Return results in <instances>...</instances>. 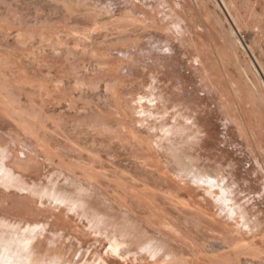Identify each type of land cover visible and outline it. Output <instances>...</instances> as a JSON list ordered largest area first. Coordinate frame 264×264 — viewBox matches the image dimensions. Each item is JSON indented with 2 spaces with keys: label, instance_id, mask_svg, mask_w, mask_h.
Wrapping results in <instances>:
<instances>
[{
  "label": "rangeland",
  "instance_id": "1",
  "mask_svg": "<svg viewBox=\"0 0 264 264\" xmlns=\"http://www.w3.org/2000/svg\"><path fill=\"white\" fill-rule=\"evenodd\" d=\"M221 1L0 0V101L13 91L14 98L32 107L19 82L29 86L49 76L62 78L56 72H63L60 61L65 67L71 60L78 64L84 79L99 76L96 89L84 86L75 99L46 98L42 110L38 106L34 116H26V131L0 103V130L15 139L9 143L20 158L11 155L15 173L30 185L50 178L83 181L115 211L166 238L181 264H218L205 253L223 237L239 239L217 213L215 190L175 176L153 119L165 88L189 102L206 130L202 158L231 162L238 188L251 193L249 205L264 212V0H223L226 10ZM67 48L76 49L75 55L62 58ZM40 50L48 56H39ZM28 51L38 55V63L30 61ZM40 61L48 62L51 73ZM70 69L61 75H71L74 82ZM31 195L0 185V220L12 229H36L49 252L61 249V264H154L114 251L84 218ZM231 258L225 263L232 264ZM238 258L250 264L248 253Z\"/></svg>",
  "mask_w": 264,
  "mask_h": 264
},
{
  "label": "bare ground",
  "instance_id": "2",
  "mask_svg": "<svg viewBox=\"0 0 264 264\" xmlns=\"http://www.w3.org/2000/svg\"><path fill=\"white\" fill-rule=\"evenodd\" d=\"M222 2L223 0L219 2V4L221 8L226 10L225 9L226 4L225 2L224 4H222ZM226 8L229 7L226 6ZM229 13L227 12L226 14L230 15ZM130 16L131 15H129L128 17ZM230 20L232 21L233 19L231 18ZM96 22L98 21L96 20ZM233 22L234 21H232L231 23ZM32 30L34 31V29ZM40 31H42L40 32L42 35L43 33L48 34L47 32H43V29L42 30L40 29ZM49 34L44 36L50 37ZM49 37L46 39L49 40ZM28 38H26V40L27 39L31 40L32 37L30 36ZM21 40H23L22 37ZM47 40L44 41L48 42ZM54 44L57 43L54 42ZM54 49L56 48H53V50ZM68 50L69 49L67 48V50L65 51L66 55H64L63 53L62 56L61 53L64 51H62L58 55L60 57L62 56V58L65 56H67L66 58H68L69 55L73 57V55H75L76 49L72 51L71 50L68 51ZM58 51L60 52V49L57 50L56 52ZM92 52L96 54L94 50H92ZM29 53H31V51L30 52L28 51L26 54L30 55ZM45 53H46L45 56H48L47 55L48 52L46 50H40L38 54L39 56H42ZM93 53L91 54L93 55ZM54 55L56 56V53ZM45 56L42 57L44 58ZM93 56L95 58H98L95 55ZM29 57L31 58L30 61L32 62L37 61L38 63V55L36 56V53L33 54L32 52V54ZM42 57H40V59ZM68 60L66 59V61ZM43 61H40L39 63L42 64ZM47 61L49 62V60ZM47 61H45V63ZM63 62L60 61V63L63 64L62 67L66 69L68 67V66L65 67L67 63L65 62L63 63ZM69 62L71 63L70 66L73 65L72 68L70 66L68 67V70L70 68H71L70 70H72L69 71V73L73 72V76H76L74 78L75 79L74 82H70L71 75L66 78V74L69 75L67 73L68 70L64 71L65 69L60 67L61 64L59 65L58 62H57L58 63L57 66L59 67V70L61 68L63 72H66V74L64 73L65 78L63 77L64 75H61L63 72L60 70L61 71L60 74L58 69L56 72H58L60 76L58 73L57 75L58 77H62V78L55 79V77L49 76L50 79H52L51 77H53L52 79L53 81L52 80L48 81L49 80L48 76L44 75L45 76L43 78L44 81H46L45 80L46 77L48 78V80L46 81L47 83L36 81L40 83L35 84L36 83L35 80L33 79L35 83H32L31 82L32 79H31L30 81L32 83L31 85L29 86L25 84L21 85L24 82L23 83L19 82L20 80H18L17 77V80L20 84L17 81L14 82L13 84H17V83L19 84L18 85L19 87L17 88L20 91V94L25 93L31 99L33 106L25 107L20 102L19 99L14 98L18 96H13L14 92L12 91L11 93L8 94V100L5 99V97L1 96L2 100L0 101V103L3 105V110H4L2 112L3 113L5 112L6 115L9 114L8 116L9 117L11 116L10 118L15 120L19 124V126H21L23 130H25L26 129L25 119L27 118L30 119L32 117L31 114L33 115L35 113L33 108L36 109L38 108V106H40L39 109L42 110L41 108H43V105L46 102V98H50L51 96L54 97L56 95H59V97L60 95H63L62 97L64 98L65 97L73 98L75 96L74 95L75 91L83 90L82 88L84 86H87L89 88L90 87L94 88L97 86L99 81L98 74L94 73L95 75L93 74V76L90 77L87 76L88 77L87 79L79 77L78 64L75 65L76 63L74 62L72 63V60L68 61V63ZM47 63L46 66L45 65L44 66L50 72V70L52 69L47 65ZM43 64L40 66L44 67ZM49 65L53 66L54 63L53 65L51 64ZM42 67L40 69H42ZM38 69L39 68H37V70ZM106 69L107 68H105V70ZM24 72L27 74V71ZM23 76L26 75L24 74ZM154 77H155L154 79L156 80V76ZM12 78L14 79L15 77ZM12 78L9 79L8 81L12 80ZM43 79L41 81H43ZM51 82H53L52 85L49 84ZM152 88H156L154 84ZM167 88L170 89L169 86H167ZM2 89L0 90L1 92L3 91ZM160 94L161 95L156 99V101H160V104L158 103L159 105L157 108L159 112L157 115L154 116L153 122L154 121L156 122L155 127L158 131V135L162 138L161 148L163 147L162 148L164 149L163 151H165V153L167 154V156L165 157H168L169 160L168 162H170L173 166V171H174L173 173L175 174V176H177V178L184 181H188L193 185L196 186L204 185V187L207 186L209 190L212 191L215 190L216 191L215 194L218 197L220 203L219 204L220 206L218 205V207H216L218 208L217 213L221 216V218L223 219L222 222L226 224V226L228 227L232 226L234 228L232 233L235 234L239 239L238 241L234 242V241H230L228 238L223 237L222 238L223 240L221 239V242H218L216 244L214 243L215 245H213V251L211 250V253L206 252L207 250L204 249L203 251L206 252L205 254L208 255V257L212 258L213 260H217L221 264H228L225 262H228V258L231 257H234L231 258L232 261L229 260V262H233L232 264H245V261H243L244 263H242L243 259L241 261L240 259L242 256L246 254L242 255L240 259L238 258V254L244 252L248 253L249 256L251 257L249 258L251 263L262 260L263 258L261 259V257L264 256L263 209L259 210L260 209L259 207L257 209L256 207H252L249 205V202L251 200L250 198L251 193L249 194V192L247 193L246 191H244V189L242 190V188H238L240 182L238 183V181L234 177V172H235L233 169L234 165L231 162L229 161L223 162L222 160H220L219 157H214L212 158V160L210 158H205V159L202 158V152L206 148V143L205 140L203 139L204 135L206 134L205 132L206 130L204 124H202V122L200 121V118L194 115V110L191 107L190 103L184 100L180 101L177 98V93L175 91H172L170 93L167 91L166 88L163 89ZM169 94L171 96H169ZM39 101L41 105L39 104ZM26 116L28 117L26 118ZM33 120H37V119H33ZM96 123L98 122H95L93 127L96 125ZM30 126H31V122H30ZM28 133L29 132L27 131V134ZM30 135L32 134L30 133ZM10 140H15V139L9 136L7 132L5 133L4 131L0 130V185L4 189L17 188L20 191L27 190L32 193L31 197L36 201L40 199L37 196L46 197V199L48 198L47 200L53 201L55 206L62 205L63 207L61 206V208H63V210L70 211L73 214H76L79 218H84L88 226L94 229L100 235V237L102 235V238L108 243V245L114 251L118 252L119 250L120 251L123 250V252L133 255V257L135 258L138 257L140 260H144L145 262L148 261V263H150L149 261H153L154 264L184 263V261H182V258H180L181 256L180 255L178 256L177 251L173 250L172 249L173 247H170L169 245L170 243L167 242L166 238L161 236H155L156 234L152 233L148 229H145L140 224L138 219H136V217L134 218L132 216L126 215L125 213L115 211V207L113 206V204L112 205L108 204L106 202L108 200L104 195L98 193L94 188H91L83 181H80L78 183H74V182L72 183L69 180H67L61 183L59 180L50 178L47 182H42L40 184H35L36 183L35 182L34 184L30 185V183L26 182L25 180L22 179V177H20L18 174L15 173L14 169L17 168V164L12 162L10 158L13 152H15L16 160L17 159L20 160V158L16 150L10 145L9 143ZM205 161H211V164L206 165L207 162L204 164ZM7 194L8 193H6V195ZM147 223L150 222L147 221ZM11 226L7 225L5 222H3V220H0V264H61V259H62L60 257L61 249H59V251L57 252H53V253L49 252L50 248L48 247L47 240L44 239V236L43 238L42 237L39 238L38 235L40 234L37 232L36 229L30 230L31 228L30 229L28 228L26 230V228H24L25 231L24 230L21 231V229L17 230L16 227L17 224L14 226L16 227L15 229L10 228Z\"/></svg>",
  "mask_w": 264,
  "mask_h": 264
},
{
  "label": "built area",
  "instance_id": "3",
  "mask_svg": "<svg viewBox=\"0 0 264 264\" xmlns=\"http://www.w3.org/2000/svg\"><path fill=\"white\" fill-rule=\"evenodd\" d=\"M250 264H264V259L260 260V261H256L254 263H251Z\"/></svg>",
  "mask_w": 264,
  "mask_h": 264
}]
</instances>
